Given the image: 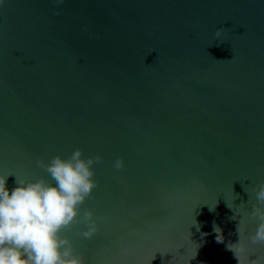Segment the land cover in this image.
<instances>
[{"label":"water","instance_id":"95a60500","mask_svg":"<svg viewBox=\"0 0 264 264\" xmlns=\"http://www.w3.org/2000/svg\"><path fill=\"white\" fill-rule=\"evenodd\" d=\"M76 148L103 157L81 207L98 231L65 233L86 264L264 253L246 214L264 181V0H4L0 174L48 178L37 159Z\"/></svg>","mask_w":264,"mask_h":264},{"label":"clouds","instance_id":"9594fccd","mask_svg":"<svg viewBox=\"0 0 264 264\" xmlns=\"http://www.w3.org/2000/svg\"><path fill=\"white\" fill-rule=\"evenodd\" d=\"M3 2L0 0V4ZM53 2L59 6L64 0ZM225 30L218 28L215 36L220 37ZM102 159L101 154L85 157L83 150L76 148L66 158L58 154L47 162L37 159V167L42 168L48 178L0 174V264H86L83 254L65 233L80 224L85 225L79 232L85 239L98 231L94 211L85 208L81 214V207L97 187L93 165ZM113 167L122 169L123 158L118 157ZM10 175L15 176L12 188L7 185ZM252 191L255 202L246 214L255 219L257 225L248 239L251 245L264 249V181L257 183ZM212 210L214 208H210ZM235 217L236 213L230 219ZM239 225L240 221L238 233ZM213 231L217 242L224 243L220 226L214 223ZM232 244L229 247L228 243L227 248L237 264H264V253L250 252L240 240Z\"/></svg>","mask_w":264,"mask_h":264}]
</instances>
